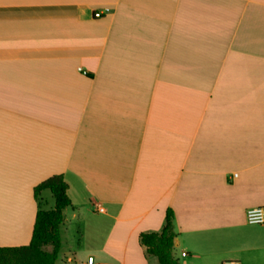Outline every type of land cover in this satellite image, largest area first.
<instances>
[{
	"label": "crops",
	"instance_id": "obj_1",
	"mask_svg": "<svg viewBox=\"0 0 264 264\" xmlns=\"http://www.w3.org/2000/svg\"><path fill=\"white\" fill-rule=\"evenodd\" d=\"M62 174L56 264H264V0H0V245ZM103 208V210H99Z\"/></svg>",
	"mask_w": 264,
	"mask_h": 264
},
{
	"label": "trees",
	"instance_id": "obj_2",
	"mask_svg": "<svg viewBox=\"0 0 264 264\" xmlns=\"http://www.w3.org/2000/svg\"><path fill=\"white\" fill-rule=\"evenodd\" d=\"M49 189L54 196L52 209H39L36 214L32 238L20 246L0 245V264H56L61 248V228L65 220L64 209L71 205L68 184L62 174H55L34 188L36 199L42 190ZM173 210L166 211V220L160 231L142 232L141 243L160 264H182L173 255L176 233L173 229ZM105 264V263H99Z\"/></svg>",
	"mask_w": 264,
	"mask_h": 264
},
{
	"label": "built area",
	"instance_id": "obj_3",
	"mask_svg": "<svg viewBox=\"0 0 264 264\" xmlns=\"http://www.w3.org/2000/svg\"><path fill=\"white\" fill-rule=\"evenodd\" d=\"M103 210V208H99ZM248 220L254 223H264V211L261 208H253L248 210ZM222 264H240L238 260H225Z\"/></svg>",
	"mask_w": 264,
	"mask_h": 264
}]
</instances>
